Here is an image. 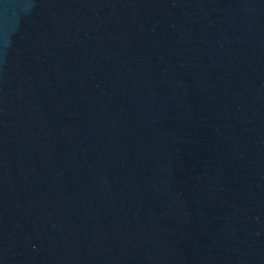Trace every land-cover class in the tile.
<instances>
[{
	"label": "water",
	"instance_id": "1",
	"mask_svg": "<svg viewBox=\"0 0 264 264\" xmlns=\"http://www.w3.org/2000/svg\"><path fill=\"white\" fill-rule=\"evenodd\" d=\"M0 264H264V0H0Z\"/></svg>",
	"mask_w": 264,
	"mask_h": 264
}]
</instances>
